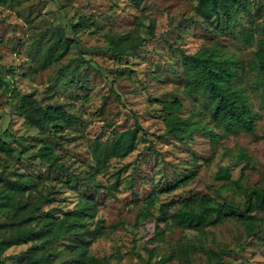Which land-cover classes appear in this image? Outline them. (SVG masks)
<instances>
[{"label":"rangeland","instance_id":"rangeland-1","mask_svg":"<svg viewBox=\"0 0 264 264\" xmlns=\"http://www.w3.org/2000/svg\"><path fill=\"white\" fill-rule=\"evenodd\" d=\"M253 15L240 10L218 33L210 21L196 14L197 0H9L0 2V135L8 139L13 155L0 160V192L18 187L23 176L39 180L34 194H48L44 206L62 216L75 206L81 193L97 202L95 218L87 219L93 229L88 254L103 264H210L211 255L222 251L223 264H264V246L248 237L245 225L224 219L201 231L169 227L156 231L161 203L170 210L192 196L211 194L219 201L244 207V187L264 186V87L251 72L249 101L258 114L259 137L244 132L222 135L217 142L195 132L186 143L164 134L165 101L178 99L182 114L205 120L201 93L185 88L184 69L178 47L194 52L218 41L253 56L264 36V0H251ZM152 27V28H151ZM254 30L251 44L241 34ZM153 31V32H151ZM122 36L130 43H144L119 56L109 50V37ZM75 37L68 52L59 58V39ZM65 41V40H64ZM247 78V79H248ZM29 95L40 106L61 105L72 124L56 136V148L73 172L85 176L94 171L96 186L66 185L65 178L39 159L37 151L46 138L43 130L19 111V96ZM208 119V118H207ZM139 121L136 148L124 158H111L102 165L95 158L115 131L134 127ZM5 129L13 136L3 133ZM240 153L245 157L238 160ZM227 167L229 178H218ZM244 174L242 175V172ZM189 183L173 191L166 189L182 177ZM23 185V181H22ZM155 195L149 209L154 216L137 223L148 209L146 199ZM5 215L0 209V220ZM69 238L53 242L46 250L57 264L72 254ZM186 245L187 251L179 246ZM31 243L14 245L1 254L0 264H26L39 248Z\"/></svg>","mask_w":264,"mask_h":264},{"label":"trees","instance_id":"trees-1","mask_svg":"<svg viewBox=\"0 0 264 264\" xmlns=\"http://www.w3.org/2000/svg\"><path fill=\"white\" fill-rule=\"evenodd\" d=\"M0 2L7 4L9 0ZM141 2L142 0H136L137 5ZM195 10L196 14L205 20L213 18L210 22L214 26L211 29L214 34L218 33L222 23H230L240 10L253 15L251 0H197ZM241 37L245 44H251L254 30L242 33ZM64 40L62 38L58 40L61 51L52 54L56 59L68 52L72 40L77 41L75 37H66ZM145 40V37H138L136 41L126 43L122 36L111 35L109 50L122 57L131 49L140 47ZM178 49L184 69L186 90L191 94L199 92L205 97L206 109L198 107L193 114L205 112L208 119L198 120L193 118L195 115L184 116L181 113L183 105L178 99L165 101L164 134L182 143L193 138L195 132L211 137L213 142H217L219 131L223 132L222 135H227L242 130L255 137L261 136L256 131L258 114L249 101L247 76L253 72L254 77H257L254 82L261 83L264 87V36L257 41L253 56L249 59H245L236 50L226 48L218 41L204 45L194 52H187L182 47ZM19 99V111L42 129L46 136L37 151L39 159L63 176L68 186H96L94 171H88L85 176L73 172L70 165L62 160L56 148L54 138L72 124L70 113L61 105L40 106L34 103L29 95L19 96ZM142 128L137 121L134 127L115 131L114 137L105 141L100 152L98 146L94 148L95 158L102 165H106L113 157L128 156L135 150ZM3 133L13 136L8 129ZM13 152L11 142L0 135V160L4 155L12 156ZM244 158H246L244 153H240L238 160ZM217 176L221 179L229 178L228 168L221 167ZM22 179L23 185L21 181L18 187H7L0 192V209L5 215V219L0 220V263L1 254L9 247L31 243V248L39 250L33 256L27 257L26 264H52L54 258L51 253L46 252L47 248L57 240L69 238L73 254L57 264H103L101 259L88 254L93 236L101 232L99 224L93 229L87 224V219H93L97 215L96 200L91 195L81 193L73 208L68 209L62 216H55L44 210V206L51 200L50 196L34 194L33 188L39 186V180L31 175L23 176ZM189 179V176L182 177L172 183L166 191L170 192L188 184ZM2 182L0 179V183ZM230 183L246 191L244 207L228 201H219L209 193L189 197L182 206L173 210H170L169 204L161 203L160 215L156 218L155 224L157 233H165L162 222L169 227L201 231L224 219H236L245 225L248 237H255L264 246V186L244 187L240 180H233ZM154 196L146 199L148 209L138 214L137 223L154 216V212L149 209L156 201ZM179 248L181 251H187L184 244ZM210 258L212 259L210 264H223L222 251L219 254L214 253Z\"/></svg>","mask_w":264,"mask_h":264}]
</instances>
